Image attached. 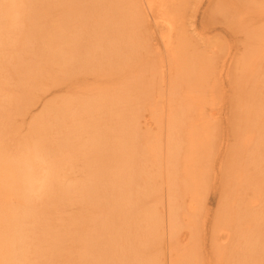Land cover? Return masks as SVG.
I'll use <instances>...</instances> for the list:
<instances>
[{
	"label": "rangeland",
	"instance_id": "374dc122",
	"mask_svg": "<svg viewBox=\"0 0 264 264\" xmlns=\"http://www.w3.org/2000/svg\"><path fill=\"white\" fill-rule=\"evenodd\" d=\"M3 1L4 0H0V3ZM143 1L140 0V3H143ZM35 2L36 0L33 3H29L32 6L30 5L27 13L23 16L19 15V8H15L11 13L6 15V18L1 20L4 29L2 30L0 45V55L3 56L0 57V151L6 157L11 158V160L22 161L23 157L26 155L25 153L31 151L32 147L35 145L34 139L36 140V138L32 135V125L36 126L44 122V127L48 128H46V132L48 135L47 139L50 142L46 141L45 152H47L48 145L50 150L51 148H57L56 150L54 149V151H50V153H52H48L47 155L48 157L50 155V158L53 159L51 160L48 158L49 165L55 164L57 168L54 167V170L57 169L58 174H60L58 177H62H60L61 179H57L61 180V183L56 181L59 183L57 185H61L59 188L60 193L56 194V197L53 196V198L49 192H46L47 196H40L38 198L35 194L29 198L27 207H25L29 216L25 221V232L23 233L24 241L22 236V243H19L17 257L22 255L23 258H19V260H22V262L26 260V264L27 262L28 264H95L97 262V257L95 254L90 255L89 248H87L88 246H86V244L88 245V239L90 243L92 242L91 240L94 239L92 243L97 244L95 243L97 238H105L103 237L105 235H102L103 238L99 237L101 236V230L103 228H99L100 230L98 229L100 225L97 218L102 216L103 218L101 217V221L103 224L105 221L104 217H106L105 219L108 221H111V217H108L109 214L107 215L110 207L105 209L101 207L104 212L108 210L104 215L103 210L101 211V208H98L96 201L80 198L77 194H72L74 196L70 194L67 195L66 192V194L64 193L63 189H68L65 186H80L82 184H85L83 186L87 187L89 185L91 188V177H94L93 175L95 173L103 171L105 173L102 172L103 174H101V176H105L109 168L115 170L117 166L124 162L126 156L118 152L117 145L119 142L116 141L117 144L114 143V145L111 141H108V143L105 141L108 140L106 135L103 134L107 133L109 136L108 133H110L111 130H119L121 133L125 122H131L130 116L135 117L133 114L135 112L134 107L130 103L135 104V102L138 101L141 103L140 106L142 108L152 103V101L150 102L145 99L147 97H145L143 93L147 90V85H149L148 83L150 81L153 83L152 85L154 87L152 99L154 98V101H156L153 104L158 105L162 119H164L162 120L163 124L161 123V128L162 130H166L165 127H167L168 123L164 117L166 113H168L170 95L168 88V71L166 68H161L162 71L160 70V72L155 75L151 72L160 57V53H156L155 50L162 49L161 36L165 31L162 26H156L152 18L147 21H150L149 23L144 22L139 24V27L142 24L139 29L140 37L149 43V49L141 53L139 56V58H142L141 61L139 59L138 62H135L129 70H126V73L125 71L120 72L122 64L118 62L113 65L93 67L89 70L78 69L69 73L64 67H61L60 64L55 62H38L39 64H35L34 62H37V60L32 58V55L26 54V56L21 54L22 56L24 55L25 59L31 57L30 60L32 61L30 62L35 65L33 68H35L36 72L31 76H27L25 72L20 73L21 65L18 66V61H20L21 58L16 60L19 58L17 54L21 51L19 47L25 44V40H27L28 44L25 31L28 36L31 37L39 35L47 36L50 42L49 44L55 45L62 13L59 0H46L45 3L41 5H39L40 3L35 4ZM181 2L183 9L180 12V25L183 32L187 34H185V36L188 37V41L191 44L190 50L202 56V58L206 60V63L210 64L208 83L204 90L203 99L202 96L200 97V103L203 107L206 119L210 120V122H208L211 123L210 125L212 126H210L212 130L210 129L209 135L211 136V139H209L211 141L209 151L206 153L207 156L202 167L204 170V177L197 199L199 205L196 204V210L192 212L193 214L190 212L191 215H194L190 217L191 222L192 219L194 222L192 224L188 222L189 226L186 224L187 219H185L183 223H181L182 221L179 223L181 219H179V217L182 216H178L177 226L179 227L177 228L179 230L181 228L183 237L180 236L181 234H178L181 233V230L179 231L177 229V234L179 236L176 235L177 238H174L171 235L169 221V214L171 213L170 198L177 196V193H175V195L173 194V188L168 179L170 163L166 146L167 130L165 131L166 133L162 131V133L164 132L162 134L164 137H162L163 143L161 144L162 148L160 153L156 158L152 159V161L148 160V165L154 170V173H152L154 175L155 191L152 196H149L147 200L145 199L147 201V205L145 204V206L153 209L157 217H164L165 222L162 226H158L157 238H155L152 243L150 242V245L147 243V247L144 246L145 252L142 248L140 249L143 250L144 255L146 253L145 256H147V259H151L147 264H170L173 252L177 251L179 247L181 248V245L186 246L187 250H184L185 246L181 248L185 252L187 251L186 253L182 251L185 257L188 255L191 257L192 253L195 252L196 256L193 255L192 257L195 256L197 260H199L197 262L194 257L197 263L216 264L218 263L216 262L218 257H215L214 254H219V251L222 252L226 250V247L227 249L230 248V251L233 253L239 251L237 249L238 244H235L236 239L231 241L232 243L234 242L235 245L232 243L228 244V242H226L227 245H224L222 242L223 240H221L226 232L224 227L233 228V232L235 229V223L230 226L229 223H224L223 219H221V217L225 215L232 214L234 210L231 212L229 211L233 202L239 206V200L249 201L250 198L252 199V197L256 196L259 201L255 209L264 214V149L259 152L260 156L257 157L258 160H255L254 156H252L254 155V149L246 150L245 142L242 138L244 134L241 126L242 110L240 111V105L249 100L248 95L246 96L243 94L247 89H244V77L247 74V70H245L244 67L246 59L248 56L250 58V52L257 44V42L251 38L252 33H254V31L257 33V31L259 32L264 28V0H182ZM261 11H263V14ZM21 30H23L24 34H22L24 36L20 34ZM19 40L20 42H18ZM27 44L25 45L26 47L22 45L21 48L28 49ZM151 45H153V48ZM156 46L160 48H156ZM17 47L20 49L19 52ZM154 48L156 49L154 50ZM28 55H30V57ZM161 57H164V63H167L163 50ZM228 61L230 63H228ZM223 63L224 65L227 64V66H224L227 69L222 66ZM32 64L30 63V65ZM223 70L225 73H223ZM127 78L138 82L136 89L125 91L127 87H125L124 83ZM143 79L144 83L142 85ZM119 94L123 95L125 98L124 104L119 105V107H112L110 109L107 104L104 107H84L77 105L80 101L89 102L93 105L96 101H106L105 99H107V97L105 95L119 96ZM127 95H131V97L128 98ZM65 102L74 103L75 106L73 110L79 115V119L77 120L76 118V122H72L75 120L69 121V119L66 121V123L68 122L67 124L58 126L54 114V117L44 118L45 109L48 106H56L57 104ZM121 111L127 114L119 118L118 113ZM146 115V119L140 117V122L143 126V128L142 126L141 128L145 130V122L147 120L148 124H152L150 129H154L153 132L158 134V125L156 128L155 123L152 122L153 119H150L151 117H149L148 114ZM106 119H108V122ZM101 122H106L104 124L108 125L107 127L110 132L96 125ZM158 124L160 126V123ZM93 125H96L95 128ZM97 127H99V129ZM92 129L93 131L96 129L94 133L95 135L97 134L99 140L104 139L103 141H98L99 144L97 146L92 145L94 148L100 146L97 153H93L94 148L92 151V148L89 147L91 145L90 141L92 140ZM97 130L102 133H99ZM90 131L92 132L90 133ZM95 135L93 136L95 137ZM113 136L114 135H111L109 137L114 138L115 136ZM57 138L59 140L61 139V141ZM68 139L69 142H72L68 144L69 147H61V149L57 147L58 143L64 140L68 141ZM105 142H107L109 146L104 145L107 144ZM112 142L114 141L112 140ZM139 143H141V141H136L133 146L134 149L137 150ZM70 144L72 145L70 146ZM104 148L105 150H103ZM58 149L62 152H60V150L57 151ZM63 152H67V155H64ZM76 152H79L80 155ZM102 152H104V154ZM56 153H58L57 155H59V158H52V155L56 156ZM106 153L109 154V157H106ZM103 157H106V159ZM117 157L118 159L114 162L115 166L109 164ZM104 160H110V162L106 161V165ZM157 160L158 164H156ZM146 166L147 165H145V167ZM114 170L112 172H115ZM240 176L249 178L247 186L240 183L237 185L236 181ZM106 179L105 181L107 182L109 178ZM240 180L239 178V182ZM107 184L109 183L107 182ZM117 193L119 192L117 191L116 194ZM100 194L102 195V193ZM83 200L88 202L93 201V203L91 202L93 206L91 203H86ZM95 205L98 209L95 208ZM238 206L235 207V210L242 209V207ZM184 208L185 207H183V209ZM185 213L181 214L183 215L181 220H184V215H187L186 210ZM189 216L187 215V218H189ZM95 217L97 218L95 219ZM95 221H97L96 225H98V227L94 225ZM108 221H106V225H109ZM180 226L191 229L189 231L190 234H187L188 231ZM96 227L99 231H96ZM106 228L109 227H105V229ZM26 232L27 234H25ZM94 232L95 234L99 232L100 235L99 233L95 235ZM63 233L66 234L63 235ZM103 233L105 234L104 231ZM71 235L73 236L72 239L68 238ZM260 235L264 238V226H262ZM89 236L93 238L90 239ZM63 237H65V239ZM191 237L193 238L191 239ZM59 239L60 243L57 242ZM185 241L186 243L187 241L189 242L186 244ZM99 242L101 243V241ZM179 243H181V245ZM187 246L190 247L192 251H190V249L188 250ZM256 247L258 248V245ZM233 248H236L235 250L238 251H232ZM188 252L191 253V256L187 254ZM200 255L202 258L199 257ZM208 258L210 259L207 260ZM94 260L95 262L93 263ZM22 262L20 264H25Z\"/></svg>",
	"mask_w": 264,
	"mask_h": 264
},
{
	"label": "bare ground",
	"instance_id": "6f19581e",
	"mask_svg": "<svg viewBox=\"0 0 264 264\" xmlns=\"http://www.w3.org/2000/svg\"><path fill=\"white\" fill-rule=\"evenodd\" d=\"M34 1L35 0H4L0 3V45L2 30L4 29L1 20L6 18V15L11 13L15 8H19V15L23 16L30 8L31 4L29 3H33ZM45 1L46 0H36L35 4L40 3L39 5H41L44 4ZM181 1L182 0H144L143 3H140V0H59L62 7V13L58 35H56V44H49L50 42L47 36L39 35L31 37L28 36L25 31L28 44L27 40H25V44L22 45L25 46L27 44L28 49L21 48V45L19 47L21 51L19 52L20 49L17 47L19 52H17V56L19 58L16 59L18 60L21 58L22 61H18L19 64L17 61L16 63L18 66L21 65L20 73L25 72V75L27 76H31L36 72L35 68H33V66H35L33 65L34 63L39 64L45 62H55L60 64L61 67H64L69 73L78 69L89 70L93 67L113 65L118 62L122 64L120 72L125 71L126 73V70H129L135 62H138L139 59L141 61L142 58H139L141 53L146 49H149V43L140 37L139 29L142 24L140 27L139 24L147 22L152 18L156 26L163 27L165 33L161 36L162 49H156L160 48L158 46L154 48V50L156 49V53H160V57L151 72L155 75L160 72L161 68H166L169 76V109L164 118L168 123L167 127H165L167 130L166 146L170 163L168 179L172 185L173 194L175 195V193H177V196L170 198L171 213L169 214V221L171 235L174 238H177V236H179L178 234H181L180 236L183 234L181 228V231L177 228L179 227L177 226L178 216L183 217L181 214H184L185 210L187 215H190L189 218L194 216L191 215L190 212H195L196 204L199 205L197 199L204 177V170L202 167L207 156L206 153L209 151L211 141L209 140L211 139V136L209 135L210 129L212 130L211 123H209L210 120L206 119V115H204L205 113L200 103V97L202 96L203 99L204 90L208 83L210 64H207L202 56L195 54V52L190 50L191 44L180 25V12L183 9ZM261 12L263 14V11ZM23 30H21L22 32L20 31V34H24ZM22 38L26 39L25 37ZM251 38H253L257 44L250 52V58L248 56L245 62L244 69L247 70V74L244 77V89H247L243 93L246 96L248 95L249 100L240 105V111L242 110L241 126L243 128L242 132H244L242 138L245 142V148L246 150L254 149V155H251L254 156L255 160H258L257 157L260 156L259 152L264 149V84H262L264 83V28L259 32L257 31V33L254 31ZM20 40L18 42H20ZM152 46L153 45H151V47ZM162 50L166 56L167 63H164L165 58L161 57ZM21 54H30L32 55V58L37 60V62L33 59L35 62L32 64V62H30L32 61L30 60V55H28L30 58H27L29 59L27 60L24 55L22 56ZM0 57L3 56L0 55ZM230 62L228 61V63ZM30 63L32 65H30ZM222 66H227V64L224 65L223 63ZM224 68L227 69L226 67ZM223 73H225L224 70ZM143 83L144 79L142 85ZM124 84L125 87H127L125 91L133 90L136 89L138 82L127 78ZM148 84L147 90L143 93L145 97H147L145 99L150 102L152 101V103L144 108L140 106L141 103L138 101L135 102V104L130 103L134 107L135 113L133 114L136 118L130 116L131 122H125L121 133L119 130H111L110 132L107 127L108 125L104 124L106 122L96 124L100 128L107 129L106 131L110 132L108 133L109 136H115H113L114 138H110L107 133L103 134L106 135L108 139L105 141H111L113 145L114 143L117 144L116 141L119 142L117 145L118 152L121 155L126 156L124 162L117 166V169L115 170L107 168L108 171L105 176H101V174L105 173L103 171L95 173L93 175L94 177H91V188L89 185L87 187L83 186L85 184H82L80 186H65L68 189H63L64 193L66 192L67 195L77 194L80 198L82 197L83 199H92L93 201H96L98 208L102 207L105 209L110 207L108 209L110 212L107 210V215L109 214L108 217H111V221H108L105 219L106 217H104L105 221L102 219L104 221L103 224L101 216L98 218L95 217V219L97 218V220H99L98 223L100 226L98 227V225H96L97 221L94 223L98 229L103 228L101 230V236L99 237L105 235L103 236L105 238H97L98 241L95 239V243L97 244L92 243L94 242L92 236L91 238L89 236V238L92 239L91 243L89 239L86 238L88 239V245L86 244V246L89 248L90 255L95 254L97 257V262L95 264H147L151 259L146 258V253L145 255L143 254L144 246L148 245L147 243L150 245V242L152 243L153 240L157 238L158 226H162L165 222L164 217H157L153 209L145 206V204L147 205V198L152 196L155 191L154 170L148 165V160L152 161V159L156 158L160 153L162 148L161 144L163 143L162 137H164L162 134L166 131L161 128V123L164 119H162L160 109L157 104H153L156 102L154 101V98L152 99L154 91L153 83L150 81ZM139 85L142 86L141 84ZM105 96L107 97V99H105L106 101H96L93 105L89 102L80 101L77 105L84 107H104L107 104L111 109L112 107H119V105L124 104L125 98L123 95ZM127 97L130 98L131 95H127ZM74 106L75 105L72 102L61 103L56 106H48L45 109L44 118H51L55 115L54 118L55 121H57L56 123H58V126L67 124L68 122L66 123V121L69 119V121L75 120L72 122H76V118L78 120L79 115L73 110ZM126 114V112L124 113V111H121L118 113V116L120 118ZM146 114L151 117L150 119H153L152 122L155 123L156 128L158 125V134L153 132L154 129H150L152 124H148L147 120L146 122L144 120L146 124L145 130L142 129L143 126L140 122V117L146 119ZM106 120L108 122V119ZM158 123H160V126ZM96 125H93L94 128ZM99 127L97 128L99 129ZM46 128L47 127H44V122L40 125H32V135L36 138V140L34 139L35 142L33 141L35 145L32 147L31 151L27 152L28 154H24L25 156L22 161L11 160V158L6 157L0 151V264H20L22 262L19 258L22 259L23 256L20 254L22 257H17V253L19 251V243H22V236L24 241V226L25 221L29 216L25 207H27L29 198L35 194L38 198L40 196H45L46 192H49L52 197H56V194L60 193L59 188L61 185H57L59 183L56 181L60 182L61 180L57 179L62 176L58 177L60 174H58L57 169H55L57 172L54 170V167L57 168L56 165H52L51 163V165H49L48 158H51L50 155L49 157L47 156L50 151H54V149L56 150L57 148H51L50 150L48 145L47 147L49 150L47 148V152H45V143L48 141V135L46 132L48 128ZM92 131H90V133ZM94 131L91 134L92 140L90 141L91 145L89 146L92 148V151L94 148L93 146L99 144L98 141L104 140H102L101 137V140H99V137H97V134L95 135ZM97 131L99 132V130ZM162 131L164 132L162 133ZM93 135H95V137ZM69 139L68 141L64 140L58 143L57 147L60 149L61 147H69L68 144L72 143L69 142ZM112 140L114 142H112ZM59 141H61V139ZM136 141H141V143L138 144L139 149L137 148V150L133 147ZM108 143L104 145L109 146ZM71 145L72 144H70V146ZM98 148H100V146L94 148L93 153H97L99 151ZM103 150H105V148ZM60 152L62 151L60 150ZM63 153L64 155H67V152ZM76 153L80 155L79 152ZM102 153L104 154V152ZM57 154L58 153H56V156L52 155V158H59V155ZM108 155L109 154L106 153V157H109ZM106 157L103 158L106 159ZM117 159L118 157L109 164L115 166L114 162ZM104 161L106 165L108 161L110 162V160ZM156 164H158V160ZM145 165L147 166L145 167ZM113 170L115 172H112ZM106 178L110 179L107 181L109 184L105 181ZM239 178L241 179L240 182ZM239 178L236 181L237 185H239V183L244 184L245 186L248 185V177L240 176ZM117 191L119 193L116 194ZM99 192L102 193V195ZM250 199L249 201L239 200V206L233 202L229 211L231 212L234 210L232 214L221 217L223 222L229 223L230 226L235 223L234 232L232 231L233 228L224 227L226 232L221 238L223 244L225 245L226 242L230 244L232 243L231 241L236 239L235 244H238L237 249L239 251L235 250L236 248H233L232 251H238L237 253H233L230 251V248L227 249L226 247V250L222 252L219 251V254L216 253L218 256L214 254L215 257H218V260H215L218 262H215L216 264H264V238L260 235L262 226H264V214L255 209L259 199L256 196L252 197L251 200ZM83 201L86 203H93V201ZM97 206L95 205V208H97ZM236 206L242 207V209L235 210ZM183 207L187 209H183ZM102 208L101 211L103 210ZM106 212L103 210V214H106ZM187 215H184V220H181L182 217H179V219L181 218L179 223L181 221V223H183V221L187 219L186 224H188V226V222L192 224L194 222L193 219L191 222V218H187ZM106 221L109 222V225H106ZM97 227L96 231H99L100 229L97 230ZM105 227L109 228L105 229ZM177 229L181 233L177 234ZM185 229L188 231L187 234H190L189 231L191 229L187 227ZM25 234H27V232ZM65 234L66 233H63V235ZM65 237L63 238L65 239ZM72 237L73 236L71 235L68 238L72 239ZM192 238L193 237H191V239ZM59 241L60 239L57 240V242ZM99 241H101V243ZM188 242L189 241H187V243ZM179 244L181 245V243ZM232 244H234V242ZM257 245L258 248L256 247ZM183 246L181 245V248ZM188 246V250L190 249V251H192ZM179 248L177 251L173 252L170 264H199L197 263L199 260L195 257V252L192 253V256L195 255L194 257L197 262L189 252L187 254H190L191 257H189V255L185 257L184 250H187L186 246L184 250ZM182 251L184 252L182 253ZM199 257H201V255ZM209 259L210 258L207 260ZM25 261L26 260L22 263H25ZM94 262L95 260L93 263Z\"/></svg>",
	"mask_w": 264,
	"mask_h": 264
}]
</instances>
